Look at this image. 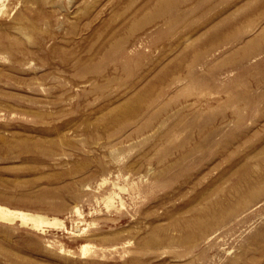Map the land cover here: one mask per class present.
I'll use <instances>...</instances> for the list:
<instances>
[{
	"label": "rangeland",
	"instance_id": "374dc122",
	"mask_svg": "<svg viewBox=\"0 0 264 264\" xmlns=\"http://www.w3.org/2000/svg\"><path fill=\"white\" fill-rule=\"evenodd\" d=\"M0 204L64 223L0 264H264V0H7Z\"/></svg>",
	"mask_w": 264,
	"mask_h": 264
},
{
	"label": "bare ground",
	"instance_id": "6f19581e",
	"mask_svg": "<svg viewBox=\"0 0 264 264\" xmlns=\"http://www.w3.org/2000/svg\"><path fill=\"white\" fill-rule=\"evenodd\" d=\"M7 0H0V12L3 10L5 7ZM181 2V1H180ZM118 186V185H117ZM117 192V191H116ZM252 192V191H251ZM109 193V192H108ZM105 195V194H104ZM112 196L109 195L108 197V204L112 201ZM105 200V199H104ZM107 202V201H106ZM114 202V201H113ZM77 213H81L80 210L77 208L76 209ZM75 212V213H76ZM59 218V217H58ZM0 219L4 221H10L14 222L16 220H20L22 224H32L34 227L37 228H42L44 224H52V225H63L64 223L60 221L57 218L50 219L49 217L42 215V214H37V213H32L28 211H24L21 209H12L8 206H5L3 204H0ZM77 224V223H76ZM75 224V225H76ZM29 226V225H28ZM66 227V226H65ZM76 227H79V229H76L79 233L84 232V228L80 226V223L76 225ZM87 227V226H86ZM83 246V245H82ZM81 247V246H80ZM91 248V247H90ZM88 247L85 245L84 250L87 251ZM82 250V248H81ZM86 255V254H85Z\"/></svg>",
	"mask_w": 264,
	"mask_h": 264
}]
</instances>
